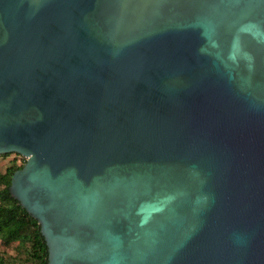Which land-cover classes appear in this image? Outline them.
<instances>
[{
    "label": "water",
    "instance_id": "water-1",
    "mask_svg": "<svg viewBox=\"0 0 264 264\" xmlns=\"http://www.w3.org/2000/svg\"><path fill=\"white\" fill-rule=\"evenodd\" d=\"M47 264H264V0H0V153Z\"/></svg>",
    "mask_w": 264,
    "mask_h": 264
},
{
    "label": "trees",
    "instance_id": "trees-1",
    "mask_svg": "<svg viewBox=\"0 0 264 264\" xmlns=\"http://www.w3.org/2000/svg\"><path fill=\"white\" fill-rule=\"evenodd\" d=\"M22 158L23 161L20 164L0 172V237L8 241L24 235L32 241L31 255L38 260V264H47L49 251L41 225L10 190L13 172L26 161L25 157ZM0 264H4L1 258Z\"/></svg>",
    "mask_w": 264,
    "mask_h": 264
},
{
    "label": "rangeland",
    "instance_id": "rangeland-1",
    "mask_svg": "<svg viewBox=\"0 0 264 264\" xmlns=\"http://www.w3.org/2000/svg\"><path fill=\"white\" fill-rule=\"evenodd\" d=\"M22 157L24 156L21 153L14 151L0 153V172L20 164L23 161ZM31 249L32 241L24 235L8 241L0 237V258L4 264H38V260L31 255Z\"/></svg>",
    "mask_w": 264,
    "mask_h": 264
},
{
    "label": "built area",
    "instance_id": "built-area-1",
    "mask_svg": "<svg viewBox=\"0 0 264 264\" xmlns=\"http://www.w3.org/2000/svg\"><path fill=\"white\" fill-rule=\"evenodd\" d=\"M22 156H24V155H22ZM25 157V156H24Z\"/></svg>",
    "mask_w": 264,
    "mask_h": 264
}]
</instances>
